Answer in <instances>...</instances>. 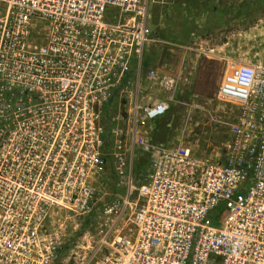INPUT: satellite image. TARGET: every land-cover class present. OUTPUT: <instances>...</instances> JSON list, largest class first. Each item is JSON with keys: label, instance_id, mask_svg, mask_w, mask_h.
Returning <instances> with one entry per match:
<instances>
[{"label": "built area", "instance_id": "obj_1", "mask_svg": "<svg viewBox=\"0 0 264 264\" xmlns=\"http://www.w3.org/2000/svg\"><path fill=\"white\" fill-rule=\"evenodd\" d=\"M150 23V0H0V264H264V65L209 103L224 155L157 144L173 105L206 108L143 79Z\"/></svg>", "mask_w": 264, "mask_h": 264}, {"label": "rangeland", "instance_id": "obj_2", "mask_svg": "<svg viewBox=\"0 0 264 264\" xmlns=\"http://www.w3.org/2000/svg\"><path fill=\"white\" fill-rule=\"evenodd\" d=\"M218 2V0H214ZM239 1V4H238ZM262 0H233L235 4L236 14L238 12L239 37H238V54L233 55V65L240 66L243 64L264 65V6ZM151 2V23L152 42L147 46L144 58L143 79L147 77L148 71L157 68L164 73H171L180 78V88L182 94L176 95V100H186L206 108L205 111H195L191 115L190 120L184 118V109L179 105H173L168 114L159 120L155 125V138L160 139L157 144L167 145L170 142H176L184 138L187 142L195 144V151L199 156H207L216 159V154L224 155L225 151L223 143L225 140V130L211 121L209 103L216 97L219 86L221 85L225 73L229 70L223 69L224 64L208 59H216L214 54L209 57L199 55L187 57V64L184 65V58L188 49H200L213 46V38L221 29L220 19H212L211 24H206L210 20L209 16L203 11H198L194 15H189L188 11L168 9L157 3V0ZM234 5V4H233ZM161 6V7H159ZM233 14V17L235 15ZM261 21V22H260ZM158 22L162 27L168 28V22L172 25L170 30L162 29L165 40H159L154 37L157 28L155 23ZM230 27V23L225 20ZM234 24V23H233ZM208 25V26H207ZM256 27L254 32L249 33L247 30ZM246 30L245 28L248 27ZM162 33V32H161ZM174 40V41H173ZM212 40V41H211ZM175 45H173V44ZM235 42L233 43V47ZM175 52H174V51ZM190 58L194 63L189 64ZM4 61V57H0V68L2 73L6 75L9 68ZM156 96L164 98L166 94L155 92ZM165 125V126H164ZM166 129L165 137L162 136L163 130ZM186 128V131H184ZM159 130V132H158ZM137 178L141 182L143 180L145 169L148 166L147 157L138 152L136 154ZM111 193L116 191V184L111 180ZM83 233L78 232L77 238H82ZM70 239V238H69Z\"/></svg>", "mask_w": 264, "mask_h": 264}, {"label": "crops", "instance_id": "obj_3", "mask_svg": "<svg viewBox=\"0 0 264 264\" xmlns=\"http://www.w3.org/2000/svg\"><path fill=\"white\" fill-rule=\"evenodd\" d=\"M157 3L162 6V7L159 6L161 8H163V6H167L168 13H169V9L170 10H171V8L175 9L176 6L179 7V4H181V3L178 4V0H157ZM214 3L216 5H221V9H222V7H232L237 2H233V0H218V2L214 1ZM184 5L187 6L186 4H184ZM190 6L191 5H189V7ZM234 13L236 14L235 9H234ZM217 18L220 19L219 23L221 24V27H220L221 29H219L218 34L215 35L214 38L212 39L213 40V46L204 47V48H200V49H190L189 48L188 51H190V52H186V57L184 58V65L187 64V57L188 56L193 57L195 55L197 56L198 54L204 55L207 57H209L211 54H214V56H216L217 58L216 59L215 58L214 59H208V61L220 62L221 64L223 63L224 64L223 69L228 70L229 67L231 65H233L232 56L238 54V47H237L238 43L237 42H238V37H239V29H238V21L236 19L237 17L236 16L233 17L232 10H231L230 14H227L226 12H224V11L222 12L220 10V11H218V13L215 14L214 19L216 20ZM225 20H227V22L230 23V27L225 23ZM212 22H210V24ZM156 23L154 25L158 29L161 25L159 26V24L158 23L156 24ZM168 23H169L168 24V30L171 31L169 25H172V24L170 22H168ZM258 26L259 25H257V26L255 25L252 28H250L249 30H247L245 32V33H247V36L249 37L250 31L254 32L256 30V27L258 28ZM234 42H235V46L233 47ZM173 45H175V44H173ZM191 52H194V53L199 52V53L194 54ZM192 59L193 58L188 59L189 64L194 63V61Z\"/></svg>", "mask_w": 264, "mask_h": 264}, {"label": "trees", "instance_id": "obj_4", "mask_svg": "<svg viewBox=\"0 0 264 264\" xmlns=\"http://www.w3.org/2000/svg\"><path fill=\"white\" fill-rule=\"evenodd\" d=\"M179 3H181V4H179ZM261 3H262V5L264 6V0H262L261 1ZM178 4H179V7H177L176 6V10H182V11H188V14L189 15H194V14H196V12H200V11H203L204 12V14H205V16L206 15H208L209 16V18H210V20H207L208 22H206V24H210V22H211V17H215V14L216 13H218V11H224V12H226L227 14H230V12H231V10H232V12H233V14H234V9H235V5L234 6H232V7H222V9H221V5H216L215 3H214V0H178ZM184 4H186L187 6H185ZM237 4V3H236ZM238 4H239V1H238ZM189 5H191L190 7H189ZM238 12H239V9H238ZM238 12H237V15H235L237 18V21L239 22V16H238ZM235 19V18H234ZM223 21V20H222ZM221 22V21H220ZM158 23V22H157ZM156 23V24H157ZM159 24V23H158ZM159 26H160V24H159ZM165 28V29H164ZM247 28H249V26L248 27H246L245 28V30L247 29ZM162 29H164L165 31H166V29L168 30V28H166V27H162V26H160L158 29H157V31L155 32V34H154V37L155 38H158L159 40H165L166 38H165V35H164V33L163 32H165V31H162ZM239 29V28H238ZM169 31V30H168ZM162 32V33H161ZM165 126V125H164ZM161 129L163 130V134H162V136H164L165 137V132H168V131H166V129L162 126L161 127ZM158 132H159V130H158ZM155 133L153 134V140H154V142H156L157 143V141H160V139H159V137H158V139L157 138H155ZM157 137V136H156Z\"/></svg>", "mask_w": 264, "mask_h": 264}]
</instances>
